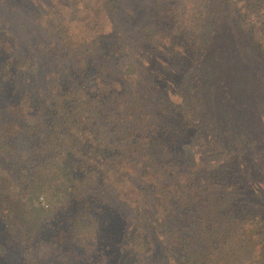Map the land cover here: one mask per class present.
<instances>
[{"label": "trees", "instance_id": "1", "mask_svg": "<svg viewBox=\"0 0 264 264\" xmlns=\"http://www.w3.org/2000/svg\"><path fill=\"white\" fill-rule=\"evenodd\" d=\"M116 8L0 0V264H264V185L244 191L264 159L189 163L179 135L211 126L163 61L225 57L264 80V0H154V25L128 40L107 29Z\"/></svg>", "mask_w": 264, "mask_h": 264}, {"label": "rangeland", "instance_id": "2", "mask_svg": "<svg viewBox=\"0 0 264 264\" xmlns=\"http://www.w3.org/2000/svg\"><path fill=\"white\" fill-rule=\"evenodd\" d=\"M153 3L154 0H117L115 15L120 18V24L117 26L115 17L111 16L112 24L107 29H113V35H121L126 40L135 37L137 32L140 34V29L145 22L154 25ZM190 16L186 12L179 16L178 21L180 23H177L179 27L174 24L168 27L173 31L180 32L176 40H180L182 37L181 29L184 25L188 29L192 28V25H189ZM222 39L224 40L221 46L226 48H230L237 41V39H233L228 28L224 30ZM145 51V54L142 51L139 52V56L141 53L146 59L142 61H147L149 57V49L146 48ZM159 57L161 59V55ZM196 57H191L182 64L176 63L178 60L174 55L170 57L164 55L163 60L170 64L173 63L175 66V83L180 84L179 87L177 86V91L182 95L177 94L179 100H187L191 107H196L197 118L194 121L200 120L201 126L206 124L211 126L208 129L203 128V131H198L192 124L182 130L183 133L179 135V142L188 157V162L190 163L191 159L198 157L203 162L212 164L213 167L220 165L225 168L237 163L257 166L264 159V80L261 77L263 74H259L261 71H258L261 67L257 65L258 69L253 68L246 61H242V63L232 62L225 57L220 61L212 60L210 63V59L201 53ZM222 81L223 84H221ZM232 87V92L227 90L232 89ZM230 92L231 94L227 95ZM227 97H231V102H239L241 109L237 110L228 104H224V102H228ZM202 145L203 147L198 148ZM191 148H195L192 153H196V157L190 158ZM243 148H245L244 151H242ZM228 150H231L233 155H226ZM234 155L236 157L232 163L230 161L223 163ZM213 167L204 170L202 174L209 175ZM249 180L250 183L260 180L264 185V171L255 170ZM224 181L216 179L215 182L222 184ZM242 182L244 185L250 184L249 181ZM252 186L254 185L251 183L247 189H244L248 197L256 196L255 191L252 192ZM84 250L81 248V251ZM110 251L109 248L111 255ZM118 256L114 258L111 264L124 263L123 256ZM243 257L245 258L246 255ZM244 258L240 257V259ZM154 259H157L159 264L165 262L161 256ZM141 262V264H149L148 260Z\"/></svg>", "mask_w": 264, "mask_h": 264}]
</instances>
